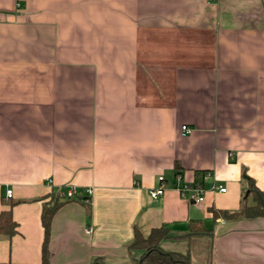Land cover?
<instances>
[{
	"label": "crops",
	"instance_id": "0c3cea01",
	"mask_svg": "<svg viewBox=\"0 0 264 264\" xmlns=\"http://www.w3.org/2000/svg\"><path fill=\"white\" fill-rule=\"evenodd\" d=\"M253 183L264 0H0V212L18 224L0 263H42L44 206L74 187L90 202L55 214L52 264H134L136 230L160 227L192 264H264V217L209 212L253 203Z\"/></svg>",
	"mask_w": 264,
	"mask_h": 264
},
{
	"label": "trees",
	"instance_id": "16d2710c",
	"mask_svg": "<svg viewBox=\"0 0 264 264\" xmlns=\"http://www.w3.org/2000/svg\"><path fill=\"white\" fill-rule=\"evenodd\" d=\"M245 179L251 181V179L244 174ZM253 196V203L248 198H244L241 202L240 208L237 211L230 212L228 210H218L215 207L209 208V212L212 213L214 219L223 218L227 221L264 217V192L256 188L255 184L251 186L248 196ZM51 201L46 204L43 209L42 223L45 230V239L43 243V261L41 264H52L50 262V250L49 243L51 237V225L53 218L57 211L68 201L90 202L89 197L76 199H69L64 196L61 191L51 193ZM14 203L11 204V207ZM18 224L14 220L12 210H5L0 212V236L12 237L17 234ZM191 230V233L184 237L201 234L202 231ZM207 231V230H206ZM210 231H207L209 233ZM178 238L173 236L169 229L166 227L155 228L147 236L143 235L139 230H136L133 242L129 245V252H141V256L138 259H134V264H192L189 255L179 252H169L163 250L161 244L163 241ZM0 264H15V263H0ZM91 264H106L104 259L97 258L92 261Z\"/></svg>",
	"mask_w": 264,
	"mask_h": 264
},
{
	"label": "built area",
	"instance_id": "2783aa9c",
	"mask_svg": "<svg viewBox=\"0 0 264 264\" xmlns=\"http://www.w3.org/2000/svg\"><path fill=\"white\" fill-rule=\"evenodd\" d=\"M182 130L184 132V134H191L192 133V129L189 128L188 126H183ZM161 181L164 180V178H160ZM190 190V188H188L187 186L181 187V191L183 192V194L187 191ZM192 190V189H191ZM195 192V196L193 198H195L196 201L202 203L204 201V198L202 196H199L200 190L198 188H195L193 190ZM222 192H225V189H221ZM166 192V187L164 185H161L160 187L151 190L150 192V196L153 199H159L161 196H163ZM92 190L88 189L87 190V194H91ZM6 196L7 198H12L13 196V190H7L6 192ZM64 196H66L69 199H76L79 196V192L76 188L72 187V188H68V190L64 193ZM91 232V230H89Z\"/></svg>",
	"mask_w": 264,
	"mask_h": 264
},
{
	"label": "rangeland",
	"instance_id": "374dc122",
	"mask_svg": "<svg viewBox=\"0 0 264 264\" xmlns=\"http://www.w3.org/2000/svg\"><path fill=\"white\" fill-rule=\"evenodd\" d=\"M140 256H141V252H140ZM140 256H139V258H140ZM204 261H205L204 257L203 258H199V259H196L195 260V263L194 264H202V262H204Z\"/></svg>",
	"mask_w": 264,
	"mask_h": 264
}]
</instances>
